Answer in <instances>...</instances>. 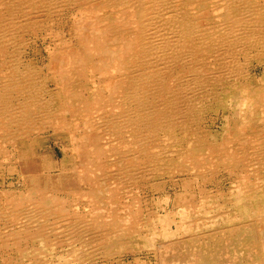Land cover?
I'll return each instance as SVG.
<instances>
[{
    "label": "bare ground",
    "instance_id": "1",
    "mask_svg": "<svg viewBox=\"0 0 264 264\" xmlns=\"http://www.w3.org/2000/svg\"><path fill=\"white\" fill-rule=\"evenodd\" d=\"M38 35L49 44L43 67L27 59V37ZM263 65L264 0H0V169L19 172L42 133L67 134L91 182L81 196H60L47 179L54 164L35 155L40 173L23 192L0 190L2 259L115 252L148 218L135 195L120 203L122 218L100 206L131 186L205 182L223 169L234 180L229 198L220 193L216 215L200 223L183 178L186 236L169 232L158 248L174 252L170 264H264ZM208 102L226 113L220 141L203 128Z\"/></svg>",
    "mask_w": 264,
    "mask_h": 264
},
{
    "label": "rangeland",
    "instance_id": "2",
    "mask_svg": "<svg viewBox=\"0 0 264 264\" xmlns=\"http://www.w3.org/2000/svg\"><path fill=\"white\" fill-rule=\"evenodd\" d=\"M38 37H39V35H38ZM38 37L36 39H35V37H33V39L30 37H27L28 44H29L28 50L30 51V54L28 55L29 57L27 59L29 61H31L34 65H37L39 67H43V66H47L49 64V61H50L49 52L47 50V47L49 44L47 42H45V40L42 38L43 37L42 35H40L39 39H38ZM29 41H30V43H29ZM31 43H32V45H31ZM263 67H264V65L260 66L259 74L263 73V71H264ZM44 74H45V71H44ZM209 104L210 103L208 102V105ZM210 106L211 105H209V107H207L210 114L207 112L208 115L206 114V116H205L206 117L205 123H204L205 127H203V128H205L204 129L205 134L212 133L213 136L215 137V139L217 141H220L223 139V137L225 135L224 129L226 128V125H225L226 120L224 119V116H226L225 115L226 113H225V111L222 112L219 109H218L219 111H217L216 110L217 106H215V104H213L211 107ZM210 109L211 110L213 109V110L211 111ZM214 111H216V113H214ZM240 123H241V121H240ZM224 125H225V127H224ZM38 145H39V146H37L38 149L36 148V150H35L36 152H34L36 154L33 155V153H32V155L30 157L31 159H29L25 163H22V166L19 168V172L18 171H17V173L16 172H6V170L4 168L0 169V190L11 189V190H14L16 193L23 192L25 187L30 184L29 177H27V176L30 174H39L40 173V171H38V170H40V167H38V163L35 160V155L40 156V154H43V156L44 155L47 156L51 160L52 164H54L50 170V173H47V176H48L47 179L56 185V190L59 192L58 194L60 196L61 195L65 196L66 193H70V192L76 193V194H78V196H81V194L87 192L88 190H91V188L89 187L91 182L89 181V182H87V184H85L86 182H82L83 180L81 181V179H80L81 175L79 176L80 172L78 170V167L80 165L78 164L77 160L75 161L76 158L73 156V153H71L72 152L70 149L71 146L69 145L67 134H62L60 136H54V135H52L51 132H49V133L44 132L39 136ZM63 149H66L65 154L63 153ZM67 150L70 153L67 152ZM248 150H250V148ZM63 172H64V174H62ZM24 174H26V175H24ZM181 177H182L181 179H178V180L176 179L177 181L176 180L175 181L169 180L166 177H161L163 180L161 178H159L158 184H156L155 186L149 185L148 183L145 182V183H143L142 186L140 185V187L138 189H135V188H133V186H131L129 188H126L125 190H121L122 193L119 190L121 195L119 194V197L116 201H115L114 196L110 197V199H108V201L114 200L115 201L114 204L112 202H108V201L106 203V204L112 203L113 206L111 208L106 207L107 209L106 208L103 209L102 206H100V208L102 209V210L100 209V215L106 217L108 215V213L109 214L111 213L115 217L121 216V218H122L124 211H122V210L120 211L119 207L122 206L125 202H129L130 198H132L135 195L136 201H137L136 204L138 205L139 204L138 202H141V207H142L143 212H144L143 214H145L144 218H148V220L144 219L145 220V223L143 222L144 226L142 225V226L134 229V231L128 237V240L125 239L123 241L124 243L123 242L121 243L122 245L117 251L111 252L108 254L99 253L100 256L98 253H97V255L95 254L96 256H93L94 254H91V257H89L90 259L88 258V254H83V253L77 252L76 254L80 253L79 255H81V256L78 255L77 258L74 256H71V257L68 256L66 259L67 261H65L63 259H59L60 255L62 254L60 252H63L64 255L71 254V251L66 252V250L69 249L68 247H66L64 249H59L57 251H52V252L48 251L47 249H44L41 252L42 256L46 257V254L47 255H49L51 253L52 254L50 255L51 257L48 256L45 258V261L43 264H47L50 262H51L50 264H55L56 262H57L56 264H166V263L170 264L171 260L173 259L172 257H174V252H172L170 249H168L169 250L168 251L167 248H164V247H162V249H159L158 244H160V241H162V243H164L165 245L168 246L170 241L167 239V237H168L167 235L169 232H172V231L179 230L178 238L186 236V235H184L185 234L184 229L181 228L182 227L181 226L182 219H180L183 217V215H182V212H183V206L182 205L183 204L179 205L176 203L178 196L180 194L184 193V188L182 185L183 182H185L184 180H188V181L190 180L189 185L191 188L189 190H190V193L193 194L194 199H196L195 201H196L197 205L192 206L195 210L191 209L192 217L194 219L193 221H195L196 223H200V221L202 222L201 219L204 217H208V216L210 217L211 215L212 216L216 215L214 213H216L217 211H214V209H212L213 210L212 211L211 208H214V206H218L219 204L223 203L221 201L222 199L220 198V193L223 196L226 195L228 197V194H229L230 189L232 188L233 182H234L233 178H230V176H228V173L227 172L225 173L223 169L218 171L216 177H214L212 179L209 177V179L206 180L205 182L201 180V181H198V183H197L195 181H192V179H190L188 177H184V176H181ZM183 178H184V180H183ZM42 180H43V182L46 181V179L44 177H42ZM81 182L83 183V185ZM21 186H22V189H21ZM200 189H202L204 191L203 194H202V191ZM221 189H223L224 192H223V190L220 191ZM134 191H135V194H134ZM61 192H62V194H61ZM226 192H228V193H226ZM216 193H217V195H216ZM131 194H133V195H131ZM126 195H129V196H126ZM125 196L129 197V198H126ZM77 197L75 198V201H76ZM228 198H225V199H228ZM125 199H127V200H125ZM216 199H218V200H216ZM67 200L70 202L69 204H71V205H76V204H80V203H81V205L84 204L83 206H81L82 207L81 212H83L87 207L90 208L89 206H87L89 204V200L87 198L85 200H78L79 201V202L77 201L78 203H75V201H73V198L71 196L68 197ZM210 200H212V201L214 200V201L209 202ZM202 201L207 202V205H203ZM72 202H74V203H72ZM216 202H218V203L216 204ZM199 204H200V207H199ZM197 207H199V208H197ZM209 211H210V213H208ZM113 212L116 214H114ZM119 212H122V213H119ZM148 216H150L151 219ZM171 218L173 219L172 221H171ZM198 220H200V221L198 222ZM179 226H181V227H179ZM152 235H153V237H152ZM161 237H162V239H160ZM130 238H132V239H130ZM64 250H65V252H64ZM182 251H186V249H182ZM10 253H12V254H10ZM38 253H40V252H38ZM56 253H58V254H56ZM15 254L16 253L9 252L8 255H11V256L7 261L3 260L2 257L0 256V260L2 259L0 261V264H4V263L5 264H28L29 263V262L27 263L25 261H21L19 259H15V260L12 259V256L14 257ZM116 254H118V255H116ZM119 254H121V255H119ZM16 255H18V254H16ZM52 255H54V256H52ZM101 255H102V257H101ZM112 255H113V257H112ZM47 258H49V259H47ZM179 258H181V257H179ZM179 258L178 257L176 258L177 262L175 264H179V263L183 262ZM51 259H52V261H51ZM162 262H164V263H162Z\"/></svg>",
    "mask_w": 264,
    "mask_h": 264
}]
</instances>
